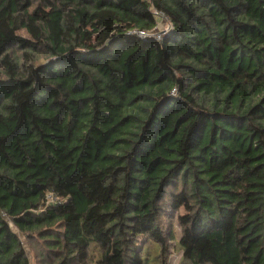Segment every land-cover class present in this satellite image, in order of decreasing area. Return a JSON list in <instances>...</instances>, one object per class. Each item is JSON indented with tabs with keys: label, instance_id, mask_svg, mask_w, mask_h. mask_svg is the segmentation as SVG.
I'll return each mask as SVG.
<instances>
[{
	"label": "trees",
	"instance_id": "1",
	"mask_svg": "<svg viewBox=\"0 0 264 264\" xmlns=\"http://www.w3.org/2000/svg\"><path fill=\"white\" fill-rule=\"evenodd\" d=\"M154 8L164 38L130 33ZM22 235L38 264H264V0H0V264Z\"/></svg>",
	"mask_w": 264,
	"mask_h": 264
},
{
	"label": "rangeland",
	"instance_id": "2",
	"mask_svg": "<svg viewBox=\"0 0 264 264\" xmlns=\"http://www.w3.org/2000/svg\"><path fill=\"white\" fill-rule=\"evenodd\" d=\"M164 27V23H159V29H162ZM174 222V229L176 231V236L178 237L181 232V226L178 223V220L176 217L173 218ZM22 239L25 243L26 249L29 253V256L31 258V261L33 264H38L39 258L36 255L35 247H32L28 238L25 235H22ZM169 264H191L188 261L183 259L182 251L180 250L178 244L176 242H172L170 244V255H169Z\"/></svg>",
	"mask_w": 264,
	"mask_h": 264
},
{
	"label": "built area",
	"instance_id": "3",
	"mask_svg": "<svg viewBox=\"0 0 264 264\" xmlns=\"http://www.w3.org/2000/svg\"><path fill=\"white\" fill-rule=\"evenodd\" d=\"M152 10L159 18L158 26L155 29H151V30L135 29V30L130 31V33L137 34L138 36L144 39L161 40L164 38V36L168 33V31L171 28L169 18L167 15H165V13H163L162 11L158 9L154 8ZM159 23H164V27H162V29H159Z\"/></svg>",
	"mask_w": 264,
	"mask_h": 264
}]
</instances>
